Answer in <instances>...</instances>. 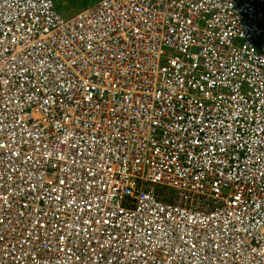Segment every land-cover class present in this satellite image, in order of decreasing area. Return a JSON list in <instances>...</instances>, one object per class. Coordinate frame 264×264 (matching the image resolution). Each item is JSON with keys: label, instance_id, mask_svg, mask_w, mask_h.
<instances>
[{"label": "built area", "instance_id": "obj_1", "mask_svg": "<svg viewBox=\"0 0 264 264\" xmlns=\"http://www.w3.org/2000/svg\"><path fill=\"white\" fill-rule=\"evenodd\" d=\"M0 264H264V0H0Z\"/></svg>", "mask_w": 264, "mask_h": 264}, {"label": "crops", "instance_id": "obj_2", "mask_svg": "<svg viewBox=\"0 0 264 264\" xmlns=\"http://www.w3.org/2000/svg\"><path fill=\"white\" fill-rule=\"evenodd\" d=\"M54 4H55V9L56 7H60L59 4L62 5L63 9L66 12V16L71 17L73 15H75L77 12L88 8L89 6L93 5L96 0H53ZM75 5V9L73 11H70V6Z\"/></svg>", "mask_w": 264, "mask_h": 264}, {"label": "rangeland", "instance_id": "obj_3", "mask_svg": "<svg viewBox=\"0 0 264 264\" xmlns=\"http://www.w3.org/2000/svg\"><path fill=\"white\" fill-rule=\"evenodd\" d=\"M85 1V0H84ZM60 5V7L58 6V7H56V11H57V13L62 17V18H67V16H66V12H65V10L63 9V7H62V5L61 4H59ZM75 5H72V6H70L69 8H70V11H73L74 9H75Z\"/></svg>", "mask_w": 264, "mask_h": 264}]
</instances>
